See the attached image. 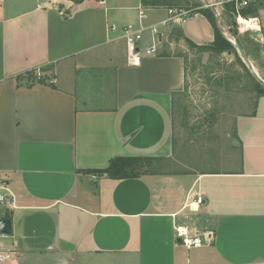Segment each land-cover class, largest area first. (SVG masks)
Here are the masks:
<instances>
[{"label": "crops", "instance_id": "1", "mask_svg": "<svg viewBox=\"0 0 264 264\" xmlns=\"http://www.w3.org/2000/svg\"><path fill=\"white\" fill-rule=\"evenodd\" d=\"M255 5L245 18L254 27L240 34L264 53V0ZM169 18L141 0H0V183L17 205L1 209L13 227L0 242L6 264H264L263 108L238 117L239 156L226 169L119 180L83 172L120 155L172 158L186 63L161 52L165 33L173 25L206 45L214 29L200 13L172 18L158 53L136 67L109 30ZM31 71L47 82L29 84ZM177 226L212 229L215 241L188 248Z\"/></svg>", "mask_w": 264, "mask_h": 264}, {"label": "rangeland", "instance_id": "2", "mask_svg": "<svg viewBox=\"0 0 264 264\" xmlns=\"http://www.w3.org/2000/svg\"><path fill=\"white\" fill-rule=\"evenodd\" d=\"M213 1L147 0L163 4L153 7L185 10V16L211 10L209 5ZM213 14L223 35L242 43L246 52L242 45L244 52L234 45L233 50L223 53L192 49L181 28L173 25L167 28L161 52L184 57L186 80L184 89L173 98L172 158L146 163L141 169L143 172L190 173L226 169L227 162L239 156L238 117L264 109V93L259 92L264 84L255 76L257 74L264 81V53L256 45L255 37L249 33L240 34V29L245 27L239 24L238 14L231 6L213 11ZM251 47L255 49L251 50ZM2 238L0 235V242Z\"/></svg>", "mask_w": 264, "mask_h": 264}, {"label": "built area", "instance_id": "3", "mask_svg": "<svg viewBox=\"0 0 264 264\" xmlns=\"http://www.w3.org/2000/svg\"><path fill=\"white\" fill-rule=\"evenodd\" d=\"M259 1L260 0H214L210 3L209 8L213 11L219 12L221 9H224L225 6L229 5L237 12L239 19V17H241L239 14L240 10L256 4ZM169 14L171 15V18L161 21L160 24H153L148 28H137L130 24L123 26L114 24L109 25L110 31H119L122 34V38L125 41L126 64L128 66H140L144 56L156 55L158 53L163 36V31L160 28V25L167 27L169 25V20L172 18L183 19L190 16H185V10L174 11L173 9H169ZM147 31L151 36V44L148 47H145L143 42ZM202 201L203 197L199 195L195 202L189 204V208L196 210ZM16 207L15 194L6 185L0 183V218H2L3 214L1 213L2 208L14 209ZM175 231L178 241L188 248L210 245L216 238V232L212 229L204 230L202 233H196L188 230L186 227L177 226ZM8 257V254L0 248V264H6Z\"/></svg>", "mask_w": 264, "mask_h": 264}, {"label": "trees", "instance_id": "4", "mask_svg": "<svg viewBox=\"0 0 264 264\" xmlns=\"http://www.w3.org/2000/svg\"><path fill=\"white\" fill-rule=\"evenodd\" d=\"M72 1L78 3V2H81L83 0H72ZM142 4L145 7H153L155 5H163V4L150 3V2H147V0H142ZM255 6L256 5L253 4L247 8H244V9L240 10L239 14L242 17L247 18L256 11ZM196 13H200V14L204 15L209 20V22L211 23V25L214 29V40L209 44L200 45V44H197L192 39H190L189 37L186 36L185 41L190 46V48H192V49L196 48V49H200V50H209V51H213L216 53H223V52L231 51L234 49L233 44L230 42V40L227 37H225L223 35L222 31L219 29L218 24H217L216 19H215V16L213 14V10L204 9V10L196 11L194 14H196ZM194 14H191V16ZM27 75L29 76V78H28V80L30 82L29 84H32L34 82L46 83L47 79H48L47 76L34 75L33 71L27 73ZM22 77H23V75H19L17 78L21 79ZM52 85H54V83H52ZM259 92L264 93V87H261L259 89ZM159 160H161V159L157 158V157L121 156L120 155V156L112 157L109 161L108 166L105 168L87 169V170H83V172L96 173L100 176L106 175L109 178L118 179V180L119 179H127V178H136V177H140L141 175H144V174L157 173V172H143L141 169L146 165V163H151V162L159 161Z\"/></svg>", "mask_w": 264, "mask_h": 264}, {"label": "water", "instance_id": "5", "mask_svg": "<svg viewBox=\"0 0 264 264\" xmlns=\"http://www.w3.org/2000/svg\"><path fill=\"white\" fill-rule=\"evenodd\" d=\"M230 40V39H229ZM230 42L236 46L241 52H244L242 46L239 43H236L233 40H230ZM257 79L264 84L263 79H261L257 74H255ZM238 142V141H237ZM13 232L12 227V219L11 218H0V234L1 235H11Z\"/></svg>", "mask_w": 264, "mask_h": 264}, {"label": "bare ground", "instance_id": "6", "mask_svg": "<svg viewBox=\"0 0 264 264\" xmlns=\"http://www.w3.org/2000/svg\"><path fill=\"white\" fill-rule=\"evenodd\" d=\"M239 22L241 23L242 27H254L255 25L253 20L245 19L244 17H239Z\"/></svg>", "mask_w": 264, "mask_h": 264}]
</instances>
